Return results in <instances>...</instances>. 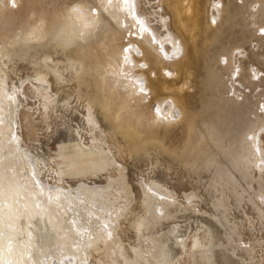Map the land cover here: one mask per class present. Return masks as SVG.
<instances>
[{"label": "rangeland", "instance_id": "1", "mask_svg": "<svg viewBox=\"0 0 264 264\" xmlns=\"http://www.w3.org/2000/svg\"><path fill=\"white\" fill-rule=\"evenodd\" d=\"M109 2L0 0V147L70 235L40 264H264V0H200L194 43L167 0H133L121 22ZM76 5L97 25L57 42L48 26ZM42 23L46 37H33ZM166 28L177 53L158 40ZM115 31L127 61L113 56ZM158 81L184 86L175 117L158 109L178 93ZM141 113L149 138L132 140L124 125ZM77 139L100 142L115 164L62 174V147Z\"/></svg>", "mask_w": 264, "mask_h": 264}, {"label": "bare ground", "instance_id": "2", "mask_svg": "<svg viewBox=\"0 0 264 264\" xmlns=\"http://www.w3.org/2000/svg\"><path fill=\"white\" fill-rule=\"evenodd\" d=\"M167 4H168V7L170 8V10L172 11V14L174 15L178 25L182 28V30L187 32V34H190V36L192 37V38H190V36H189V38L191 39L190 41H193L192 43H194V40H196V38H197V31L200 30V25H201V10H200L201 4H200V0H167ZM212 4H213V2H212ZM108 5L112 6L114 9L119 10V13L117 15L114 13L115 11L110 12V10H109V12L111 13L112 16H114L120 22L123 19H125V18H123V16L127 18L128 13H129L128 16H130V15L133 16V13H134L133 0H111V2L108 3ZM108 5H106V6L108 7ZM82 7L77 6V5L74 8H73V6L69 7L70 9L73 8L72 9L73 11L70 12V13H72V15L69 16V18L70 17L71 18L69 19L68 17H66L65 21H63L64 22L63 25L65 26V28H67L66 34L71 36L72 37L71 39H73L77 36L80 37V35L82 34V31H84L85 28H87V27L91 28L93 25H97L96 23H98L97 22L98 19L96 17V14L94 16L93 12H92V14L89 12H86L84 10L85 7L84 8H82ZM213 7L215 9H217L218 14L219 13L222 14L220 3L215 1ZM70 9H69V11H70ZM102 9H103V7H102ZM153 13L156 14V12H153ZM159 15H160L159 16V18H160L159 22L162 24V27L164 28V27H166V23H165L166 18L164 15H161V14H159ZM213 15L214 16H213V22L212 23H217L218 18H220L221 16L217 17V15H215V14H213ZM121 17H122V19H121ZM210 17H211V15H210ZM129 19H131V18H129ZM129 19L127 20L128 22H129ZM127 21L124 22V24L125 23L127 24L128 23ZM133 21L134 20H132V22ZM130 23H131V21H130ZM120 25H122V27L124 28L123 24H120ZM43 26H44L43 23L41 25L36 26L37 31H35V33L32 34L33 37H37V38L39 37L40 38V36L43 35V33L45 31ZM124 29H126V27ZM130 29H131V27H130ZM116 33H117V31H115L114 35H113L114 36L113 37V56L118 54V55H120L119 57L121 59H125V61H127L129 52L126 53L125 50H123V52H120L122 49L120 48V45L118 43V38L115 35ZM157 34H158V40L162 43V44L160 43L161 45H163V46L166 44L171 45L173 48V53L174 52L177 53L180 51L181 44L169 32L168 28L165 29L166 35L165 34L161 35L159 33H157ZM32 35H30V36H32ZM46 35H47V32L44 33V37H46ZM155 37H156V35H155ZM186 38H187V36H186ZM150 40H151V38H150ZM192 43H190V45ZM140 45L143 46L144 44H140ZM145 48H146V50L144 51V57L146 59L149 60L150 55H151L156 60V64L161 63V60L159 59V57L155 53H151L150 52L151 50L149 47H147V45L145 46ZM126 65H128V64H126ZM179 65H180V63H179ZM126 68H128V67H126ZM124 69H123V71L126 70V69L125 70ZM112 70L114 73L115 69L113 68ZM124 73H126V72H124ZM128 74H129V72H128ZM131 79L133 80V82L136 85V90L138 92H140L141 97H143L144 93L142 90H144V88H143V84H142L143 82L141 81V78L138 79V78H134L132 76ZM117 80L120 81V83H121V81H124V78L123 79H117ZM126 82H128V81H126ZM130 82H132V81L130 80ZM166 82L167 81H165V82L164 81L163 82L158 81L160 90L166 91V90L172 89L174 92H177L178 95H176V97H174L173 99L167 100L165 102V103H167V105L159 106L160 110L158 109V111L161 112V114H163L164 116H166V113H168V114L173 115L172 117H175L174 115L178 111L177 110L175 112V105H177V103L178 104L179 103L184 104V94H183L184 86L179 85L178 87H176V86L173 87V85H169V84H167L168 82L167 83ZM116 85H117V82H116ZM130 85H132V84H129V86ZM119 89H121V88L119 87ZM129 92H131V91H129ZM125 93H127V92H125ZM121 94H123V92H121ZM115 99H117V97ZM120 99L122 102H126V101L128 102L129 101V98L127 96L121 97ZM123 108H124V106H123ZM133 109H134V107H133ZM137 109L140 110V108H137ZM123 115H124V113H123ZM142 116H143V114L141 113L137 117V119L134 120L136 123V126H135L136 130H134L132 127V125L134 123V121L132 119L127 120V121H129V123L128 124L126 123V125H124V128L126 129L125 130L126 136L132 140H135V138L137 136L141 137L142 139H146V136L147 137L149 136V134L146 133L147 127H145V122L142 119ZM158 116L160 117V115H158ZM113 117L115 118V112L113 113ZM169 117H171V116H169ZM145 119H146V117H145ZM120 130H122V129H120ZM150 132H151V129H150ZM150 137L152 138V134ZM159 138H160V136H159ZM15 139H17V135H16ZM155 140H157V136H156ZM17 141H18V139H17ZM159 141H160V139H159ZM96 143H98V144H95V142H94V144L87 145V144H84L82 142V140L80 141L77 139L76 141H74L72 143H68L67 145H64L62 147V152H61L63 159H62V162H60V164L65 165V167L61 168V173L62 174L63 173L70 174V173H73L74 171H77V170H78V172L96 171V170H100L103 168L108 169L111 166H113L115 164V162L112 160L114 158V156L112 158V155L109 152V150L104 148L103 146H100L101 144L99 145L100 142H96ZM3 146H4L3 148L0 147V264H40V260L43 259L46 255H49L50 249L52 246L55 245L56 241L59 242L62 246H65L63 244L65 243V240H67L66 238L69 237L70 235H68V233L66 234L63 231H61V229H64L62 222L65 220H61V218L58 219L57 215H56L58 213L57 212H56V214L53 213V210H52L53 208L51 209L52 206L50 205V203L47 202L46 200H41V197H39L40 195L43 196V193L38 194L37 193L38 191L36 190L37 186H40V185H37L34 188L33 184H32L33 183L32 180H30V182H28L22 178L21 175L24 173H22L21 171H23L22 169L24 168V166L22 167L20 165L21 161L19 163L18 161L16 162L15 160H13V159H15L14 154L10 150L6 149L7 147L5 146L4 143H3ZM15 154H17V153H15ZM10 158H13V159H10ZM30 165H31L30 167L33 168L32 172L35 175L36 173L34 172V167L32 166L33 164H30ZM17 177L20 178V181L15 180ZM36 177H37V174H36ZM14 180L17 182L19 181V183L23 182V185L22 186H20L21 184L18 185V183L14 182ZM42 186L43 185H41V187ZM42 188L39 191H42ZM45 188H46V186H45ZM46 190H48V189L46 188ZM48 191H50V188ZM56 192L58 193L57 190H56ZM170 193H172V192H170ZM37 194L39 196H37ZM49 194L50 193H48L47 195H49ZM43 198H46V197H43ZM59 199H60V197H59ZM61 202H63V201H61ZM59 203H60V201H59ZM61 206H62V204H61ZM58 208H59V206H58ZM60 209H64V208H60ZM57 210H59V209H57ZM64 211H63V213H64ZM61 217L63 218L64 215L63 216L61 215ZM58 229L62 233L56 232L57 238H55V236L53 235V231L55 232ZM65 229H67V228H65ZM69 240H71V239L69 238ZM197 243H198L197 241L194 242L195 245ZM62 248L63 247L59 248L61 253L63 251ZM68 262H67V264H68Z\"/></svg>", "mask_w": 264, "mask_h": 264}, {"label": "water", "instance_id": "3", "mask_svg": "<svg viewBox=\"0 0 264 264\" xmlns=\"http://www.w3.org/2000/svg\"><path fill=\"white\" fill-rule=\"evenodd\" d=\"M50 28L51 32V38L54 37L57 39V42H67V36L65 34L67 33V28H65L64 25L60 26L57 24H52V26H48ZM44 36V33L41 37Z\"/></svg>", "mask_w": 264, "mask_h": 264}]
</instances>
